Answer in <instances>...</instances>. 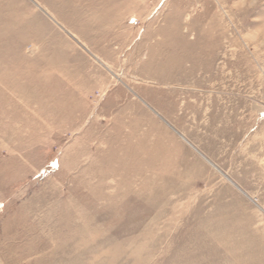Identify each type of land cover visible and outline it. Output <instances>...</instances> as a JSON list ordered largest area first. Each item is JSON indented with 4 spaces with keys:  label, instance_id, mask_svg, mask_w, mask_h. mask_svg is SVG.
<instances>
[{
    "label": "rangeland",
    "instance_id": "obj_1",
    "mask_svg": "<svg viewBox=\"0 0 264 264\" xmlns=\"http://www.w3.org/2000/svg\"><path fill=\"white\" fill-rule=\"evenodd\" d=\"M0 264H264V0H0Z\"/></svg>",
    "mask_w": 264,
    "mask_h": 264
}]
</instances>
